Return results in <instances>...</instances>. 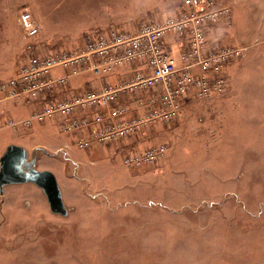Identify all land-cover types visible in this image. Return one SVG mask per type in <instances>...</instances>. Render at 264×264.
<instances>
[{"label":"rangeland","instance_id":"obj_1","mask_svg":"<svg viewBox=\"0 0 264 264\" xmlns=\"http://www.w3.org/2000/svg\"><path fill=\"white\" fill-rule=\"evenodd\" d=\"M85 1L0 0V157L9 145L35 156L68 210L51 213L32 183L5 186L0 264H264V0H212L224 12L206 27V50L241 51L223 69L222 93L181 97L170 120L158 117L160 89L133 86L142 61L96 74L91 66L108 56L88 55L87 44L108 28L136 34L190 8L106 0L102 15ZM24 9L41 29L32 39L17 24ZM100 17L108 25L92 26ZM184 37L164 40L177 58ZM113 74L123 77L105 82ZM104 86L117 91L106 107L46 112ZM112 125L132 130L101 139ZM150 152L158 154L146 161Z\"/></svg>","mask_w":264,"mask_h":264},{"label":"built area","instance_id":"obj_2","mask_svg":"<svg viewBox=\"0 0 264 264\" xmlns=\"http://www.w3.org/2000/svg\"><path fill=\"white\" fill-rule=\"evenodd\" d=\"M183 1L190 8L189 14L181 15L177 19L167 18L160 23L147 24L136 34L110 29L93 35L87 44L88 55L108 56V61L104 64L91 66L96 74L108 73L112 65L123 62H144L146 67L137 72L133 86L161 90V109L158 117L163 120L174 118L180 108V98L191 92L202 98L222 93L225 87L223 69L241 51L231 47L206 50V27L224 10H215L212 0ZM18 25L26 39L35 38L40 34L41 29L28 9L21 11ZM168 33L187 38L186 49L179 58L164 45ZM116 97L117 91L114 88L104 86L64 101L55 109L47 108L46 112L60 111L68 115L75 107H84L85 111L86 106L103 108L115 101ZM131 130L132 126L128 125L108 126L101 139L121 138ZM161 151L163 152V149ZM157 154L150 152L145 160H153Z\"/></svg>","mask_w":264,"mask_h":264},{"label":"water","instance_id":"obj_3","mask_svg":"<svg viewBox=\"0 0 264 264\" xmlns=\"http://www.w3.org/2000/svg\"><path fill=\"white\" fill-rule=\"evenodd\" d=\"M35 166V156L28 160V153L23 147L9 145L0 157V194L7 185L32 183L44 193L51 213L67 216L68 210L55 175L51 171H39Z\"/></svg>","mask_w":264,"mask_h":264},{"label":"crops","instance_id":"obj_4","mask_svg":"<svg viewBox=\"0 0 264 264\" xmlns=\"http://www.w3.org/2000/svg\"><path fill=\"white\" fill-rule=\"evenodd\" d=\"M89 2H90V0H87V1H85V4L86 5H88L89 4ZM95 6H97V12H101L100 14H102V15H104V13H105V10L107 9V6L105 5V3H106V0H93V2H92ZM92 3H90V4H92ZM107 4V3H106ZM122 4H124V2H122ZM98 6H101V7H98ZM106 6V7H105ZM96 8V7H95ZM104 12V13H103ZM102 18L100 17V18H98V19H96V20H94V25H92V26H94V27H99V26H103L104 24H106V25H108V23H105V21H103L102 22ZM132 22V21H131ZM131 22H129L127 25H126V27L125 28H132L133 26H134V24H135V21H133L132 23ZM111 23V27L113 28L114 27V25L112 24V23H114V22H110ZM109 23V24H110ZM17 24H18V22H17ZM73 24H75L78 28H79V26H81L80 27V31H88V30H86V28H90L89 27V25L88 24H83V25H85V26H83L82 27V22L81 21H77V22H75V21H73ZM74 25V26H75ZM113 25V26H112ZM19 26V25H18ZM77 28V29H78ZM109 29V28H108ZM107 29V30H108ZM79 30V29H78ZM107 30H104V32H106ZM175 56V55H174ZM176 57V56H175ZM177 58V57H176ZM132 66H134V71L135 72H137V71H141V70H144L145 69V67H146V65H145V63L144 62H142L140 65H138L137 67H135L136 65H132ZM122 73V72H121ZM116 78L117 77V79H120V78H122L123 76L122 75H120V74H113L112 76H108V77H106V81L105 82H107V83H109V81H111L112 80V78ZM103 81H104V79H103Z\"/></svg>","mask_w":264,"mask_h":264}]
</instances>
